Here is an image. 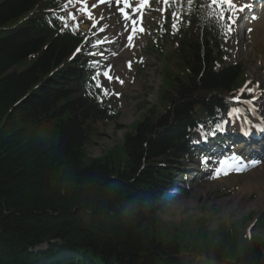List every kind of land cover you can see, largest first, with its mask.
I'll return each mask as SVG.
<instances>
[{
  "label": "trees",
  "instance_id": "16d2710c",
  "mask_svg": "<svg viewBox=\"0 0 264 264\" xmlns=\"http://www.w3.org/2000/svg\"><path fill=\"white\" fill-rule=\"evenodd\" d=\"M64 1L0 0V264H264L254 225L224 227L227 244L208 245L185 234L194 216L160 218L186 185L198 129L214 135L230 99L252 88L242 64L224 61L215 13L204 0H170L180 20L166 36L173 50L160 53V110L88 159L93 132L121 115L91 81L95 59L83 50L92 37L56 19L68 16L57 13Z\"/></svg>",
  "mask_w": 264,
  "mask_h": 264
},
{
  "label": "rangeland",
  "instance_id": "374dc122",
  "mask_svg": "<svg viewBox=\"0 0 264 264\" xmlns=\"http://www.w3.org/2000/svg\"><path fill=\"white\" fill-rule=\"evenodd\" d=\"M237 2L239 6L242 4L254 6L252 0H237ZM96 4L97 0H87L94 19H90L83 12L81 19L85 23V30L93 28L95 21L99 22L98 27L106 29L102 33L97 32L102 39L107 37L105 48L102 50L104 52L102 71H107L110 66V75L113 79L109 82L103 75L101 76L100 81L109 93L103 96V99L114 108H118L121 116L110 125L102 126L100 130L93 132V139L86 147L88 159H103L115 147L122 145L125 136L133 131L136 123L144 121L149 113L160 110L158 94L161 85V62L157 55L151 54L148 50L151 45L158 43L164 48L165 53L173 49L170 40H161L162 33L172 27V20L158 16L159 12H155L152 7L156 4V0H148V4L144 6L142 21L138 20L137 32L131 44L127 39L131 33V24H128L126 31L125 20L120 15L113 16V5L109 7L103 4L93 8L92 6ZM262 12L264 5L261 10L250 15L248 9L236 14L238 19L233 31L222 47L226 51L225 62L241 63L245 70L244 79L256 82L260 87L259 91L257 87L255 88V98L264 97V34L263 28L257 25V19ZM105 13H108V19L105 18ZM245 13L248 16L244 19ZM236 25L245 29L235 28ZM141 26L144 29L142 33L139 31ZM258 112L263 114L260 108L248 115L240 111L239 116L241 121L254 120L259 116ZM229 123L230 121H226V124ZM240 148L238 147L235 153L230 152L228 156H222L221 159L215 157L206 164L204 160L198 161L199 159L196 166L194 162H190L185 170L189 176L188 183L180 185L185 189L179 194L178 202L162 212L160 218L177 225L194 216L199 224L194 227L186 226L188 231L185 234L196 232L197 235L207 239L208 245L213 241L222 240L224 227L235 225V230L241 233L247 227L254 225L252 235L255 241L264 244V228L260 227L264 217V155L256 159L244 157L250 151L260 149L255 144L253 148L244 144L243 154ZM113 154L117 155L115 152ZM234 158H239L245 164L251 161H259V163L243 171L231 170L228 175L221 174L217 178V170L227 168ZM203 164L205 168L201 171L199 165ZM213 233H217L215 238L211 236ZM187 237L186 239L190 241ZM222 242L227 244L224 240ZM189 245L191 247L187 250L198 249V244L193 246L190 241ZM195 253L189 255L190 259L204 260L202 257L205 256L200 255L204 253Z\"/></svg>",
  "mask_w": 264,
  "mask_h": 264
},
{
  "label": "snow or ice",
  "instance_id": "6c2138e0",
  "mask_svg": "<svg viewBox=\"0 0 264 264\" xmlns=\"http://www.w3.org/2000/svg\"><path fill=\"white\" fill-rule=\"evenodd\" d=\"M69 3L75 5L76 3L81 4L80 11L83 12L85 15H87L90 19H94L93 17V12L89 10L88 5H87V0H68ZM115 4L120 16L125 20V30L127 31L128 29V24L130 23L132 28H131V33L128 35L127 39L129 44H131L134 36L136 35L137 32V23L138 20L142 21L143 18V8L146 4H148V0H97V4L93 5L92 7L95 8L99 5L107 4L109 7H111ZM167 3V0H166ZM122 5V6H121ZM208 7H211L216 13L215 15H212L210 19L214 22L213 27L217 31H222L223 35L225 36V40L227 37L231 34L233 31V26L236 23V19L238 17L236 16V12L238 11H243V8H236V6L233 3V0H210V2L206 5ZM227 13V15H226ZM179 13L178 12H173L172 17V28L173 31H178L177 28V22L179 18ZM133 17H137L136 19H133ZM255 18V17H253ZM56 19H58L61 24L64 27H68V21L69 20H75L76 16L75 14L69 13L67 17L65 16H57ZM103 17L101 16V20ZM99 24L98 21L94 22V27H96ZM106 29L105 27H98L97 31L98 33L104 32ZM139 31L142 33L144 31L143 27L141 26ZM107 42V37H104L103 39H97L95 40L90 47L92 49H100L101 46H103ZM77 54H80L81 49L77 48L76 50ZM85 55H89L92 57H103L104 52L99 51V50H93V51H86L84 52ZM90 66L92 67L94 71V75L91 78L92 83L94 86L98 89H100V95L101 96H106L108 95L107 89L104 87L103 83L100 81L99 77L103 75L106 80L109 82L112 81L113 77L110 75V66L107 71L101 72L102 65L100 64L99 60H93L89 62ZM129 67H131V64L129 63ZM120 83H123L120 81ZM244 89H241V95H243ZM248 94L249 95H254L255 94V88L253 89H248ZM237 103L239 104H252L254 103L253 101H248V100H241L239 97L237 98ZM255 111V109H252ZM232 114L239 115L240 109L238 108H233L231 109ZM259 163V161H251L249 164H245L242 160L239 158H234V161L227 166V168H221L217 170L216 172V177L218 178L219 175H228L229 171L235 170L237 172L246 170L248 167H254L256 164Z\"/></svg>",
  "mask_w": 264,
  "mask_h": 264
},
{
  "label": "bare ground",
  "instance_id": "6f19581e",
  "mask_svg": "<svg viewBox=\"0 0 264 264\" xmlns=\"http://www.w3.org/2000/svg\"><path fill=\"white\" fill-rule=\"evenodd\" d=\"M117 15H120V14L116 8L115 11L113 12V16H117ZM260 17H261V19L258 21L257 25H259L261 28H263V34H264V13ZM263 63H264V57H263Z\"/></svg>",
  "mask_w": 264,
  "mask_h": 264
}]
</instances>
